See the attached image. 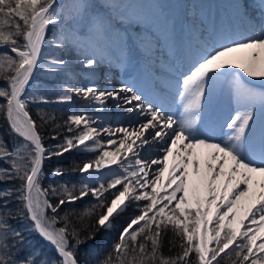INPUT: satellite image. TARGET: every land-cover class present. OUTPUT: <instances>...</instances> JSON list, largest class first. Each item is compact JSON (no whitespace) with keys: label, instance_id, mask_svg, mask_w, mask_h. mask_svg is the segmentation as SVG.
<instances>
[{"label":"snow or ice","instance_id":"snow-or-ice-1","mask_svg":"<svg viewBox=\"0 0 264 264\" xmlns=\"http://www.w3.org/2000/svg\"><path fill=\"white\" fill-rule=\"evenodd\" d=\"M142 10L0 0V183L19 181L0 190V264H264V0L203 18L161 11L145 35H121L118 21L142 22ZM105 62H135L138 79L97 87ZM41 70L54 79L30 92ZM173 92L178 116L165 106ZM52 103L82 110L58 118L40 107ZM112 107L122 121L107 119ZM48 131L60 142L46 147ZM73 150L86 158L51 175L81 178L44 187L45 160Z\"/></svg>","mask_w":264,"mask_h":264},{"label":"bare ground","instance_id":"bare-ground-1","mask_svg":"<svg viewBox=\"0 0 264 264\" xmlns=\"http://www.w3.org/2000/svg\"><path fill=\"white\" fill-rule=\"evenodd\" d=\"M120 2L137 5L143 8L142 11L145 15L144 21H132L131 23L128 20L118 21L128 29L127 34H125L123 28H121V35H129L135 38L137 35H145L144 30L150 26L152 19H155L161 11L165 14H173L188 10L189 16L193 15L194 12H197L201 15V18H203L209 10H213V12H215L217 9L223 10L230 0H120ZM249 3H251L253 8H255L257 0H249ZM153 30L155 29L153 28ZM95 72L97 87L104 88L108 86L109 81H111L118 88L124 82L131 83L137 80L139 69L137 66H135V62H133L132 66L121 65L117 62H113L111 64L105 62L100 64L95 69ZM82 73L85 74V79L83 82L87 83V73L85 71H82ZM109 104L111 105V101H109ZM165 106L171 113L178 116L180 108L178 95H176L174 92L169 94L166 98ZM222 110L224 114H227V103L222 104ZM117 112L118 110L112 107L107 119L113 121L114 123L122 121L125 113L117 114ZM108 150H111V148L109 147Z\"/></svg>","mask_w":264,"mask_h":264},{"label":"trees","instance_id":"trees-1","mask_svg":"<svg viewBox=\"0 0 264 264\" xmlns=\"http://www.w3.org/2000/svg\"><path fill=\"white\" fill-rule=\"evenodd\" d=\"M0 86H3V81H0ZM2 102V101H0ZM31 110L33 115H35L36 112V106L30 104ZM40 107H42L45 111L48 112H52L55 116H57L58 118L60 117H66L67 114H69V111L67 110V108L64 105L61 104H56V103H52V104H48V105H40ZM59 122L62 123V120H60ZM52 133L50 131L47 132V134L45 135V140H44V144L46 147H49L55 143H59L60 141H53L50 137H51ZM0 137H2L4 140H9L8 136L6 135V126H3L2 124V120H0ZM9 148H11L12 143L9 142ZM86 157H83L80 153H78L77 151L73 150L72 152L66 153L64 156L62 157H53L51 160H45L44 165H43V170L44 172H51V170L54 167L57 166H63V167H68L69 166V162L73 161V160H77L80 161L82 159H84ZM0 167H8L7 163L4 162H0ZM78 174V173H77ZM77 174H66L62 177H52L51 179L53 184L57 183V182H64V181H72V182H76L77 179ZM14 187H19V181L18 180H9L6 182H2L0 183V190L2 189H7V188H14ZM53 200L55 198H52ZM92 198L88 197L85 198L82 201H77L74 205H70V206H65L64 209L60 212L61 215L64 214V212L69 211L70 209H74L75 211L79 212L83 207H85L86 205H88L91 202ZM17 205V202L15 200L11 201V203L9 204V207L11 208H15ZM127 217V213H125L124 215L120 216L116 221V225L119 226L124 219H126ZM12 223V225L14 227L17 228H21L24 223H26L25 221H19V220H13L10 221ZM25 235L27 236V232H25ZM116 236V229H113L109 232L104 233V236L102 238H98L97 241L95 243L99 244L100 240L103 239L105 246H107V244L113 240ZM33 242V237H28V243H32ZM45 251H47L50 255L53 254L51 253V251L47 248V246H45ZM83 251V249H82ZM165 253L167 254V249H165Z\"/></svg>","mask_w":264,"mask_h":264},{"label":"rangeland","instance_id":"rangeland-1","mask_svg":"<svg viewBox=\"0 0 264 264\" xmlns=\"http://www.w3.org/2000/svg\"><path fill=\"white\" fill-rule=\"evenodd\" d=\"M65 2H67V0H60V3H65ZM51 38H52V34L49 33V39H51ZM45 50L47 51V48ZM76 63H78V62L73 60V64H76ZM53 79L54 78L52 76L47 75L43 70H41L40 72L36 73V75L34 76L32 85H30V87H29V91L32 92V91H34V89L36 87H38L40 85H46L48 82L52 81ZM84 79H85V74H83L82 71H80L79 72V79H78V81L76 80L75 82L83 84ZM104 80H106V79H104ZM48 91L51 92L52 89L48 88ZM64 106L69 111V114L73 111H81L82 110L81 105L79 103L73 104V105H64ZM89 111H91V110H89ZM77 176H78L77 179H74V180H76V182L81 178L79 174H77ZM52 177H54V176L51 175V172H49V173L44 172V178L41 181L42 185L44 187H47L52 182V180H53V179H51Z\"/></svg>","mask_w":264,"mask_h":264}]
</instances>
